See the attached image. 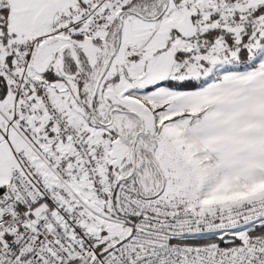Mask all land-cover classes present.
Here are the masks:
<instances>
[{
	"label": "snow or ice",
	"instance_id": "obj_1",
	"mask_svg": "<svg viewBox=\"0 0 264 264\" xmlns=\"http://www.w3.org/2000/svg\"><path fill=\"white\" fill-rule=\"evenodd\" d=\"M0 264H264V0H0Z\"/></svg>",
	"mask_w": 264,
	"mask_h": 264
}]
</instances>
